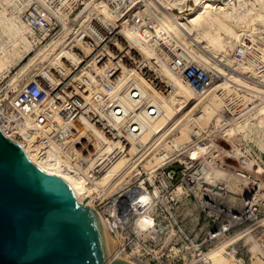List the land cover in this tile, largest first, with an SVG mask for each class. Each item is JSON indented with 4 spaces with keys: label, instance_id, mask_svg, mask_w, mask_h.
Segmentation results:
<instances>
[{
    "label": "bare ground",
    "instance_id": "bare-ground-1",
    "mask_svg": "<svg viewBox=\"0 0 264 264\" xmlns=\"http://www.w3.org/2000/svg\"><path fill=\"white\" fill-rule=\"evenodd\" d=\"M120 1L112 7H108L101 1L99 2L101 5L98 3L100 7L96 6L97 11L95 10L99 24L104 25L105 28L113 23L119 26L121 30H118L120 35L117 49L120 50L121 55L118 56H122L125 51L129 56L127 59L122 57L123 59L117 63L120 74L114 75L113 79L109 80L108 85L113 89L111 91L115 95H113L112 102L108 100V103L104 104L107 105L111 102L110 106H99L97 102L102 99L105 89L91 94L92 91L97 92L98 89L93 86L96 90L90 87L94 90L89 91L88 95L83 94L84 99L81 104L83 114L78 112L80 115L74 120H70V117L66 118L65 115L66 119H64L60 115H56V112L62 109L64 104L61 102L63 105L57 107L52 104L53 107H51L52 100H55L51 99V93L43 105L44 109L50 108L47 109V118L42 115L36 118L33 124L37 126L38 130L28 132L26 135L22 133L24 138L17 140L23 150L32 144L25 153L29 160L40 150L31 159V162L43 171L63 178L74 191L78 202L92 208H94L92 202L95 199L102 200L106 193L119 185L128 173L137 169L138 165H142L151 177L155 167L161 166L165 158L173 151L198 138L200 129L209 126L208 124L212 121L218 125L219 122L225 120L233 126L235 132L239 133L245 129H251L249 119L244 114L240 120H235L232 116L234 113L232 109L231 113H226V108L234 98H240L243 105L248 101L251 102V97L254 94L262 100L264 98V89L257 86V84H261L260 82L255 83L256 80L252 81L253 79L251 80L249 77L243 78L244 74L250 73L264 82V70H260V65H264V0H192L191 5H186L188 11L179 13L170 11L168 6L187 4V0H158L168 8L161 11L160 14L156 13L158 10L156 3L158 2L154 0H133L132 6L131 4L125 5L128 4L127 0ZM133 7L135 9L143 8V10L141 13H136L135 17L130 18L132 13L129 12ZM125 10H127L126 13ZM154 13L157 16V20L154 21L156 23L149 28L148 25L142 26L146 17L150 18ZM85 15L88 16L87 13ZM127 16L129 18L124 20ZM84 19L86 20V18ZM118 20L119 24H117ZM87 21L84 24H87ZM111 27L113 26L110 25ZM184 29H186L185 32ZM82 33L79 36L82 37ZM62 37L64 38L62 44L57 48L56 46L52 47L46 54H42L44 56L41 55L40 59H45L48 62V69L51 67L52 69L56 68V71L60 70L61 75H66L69 72L67 71L68 61L71 62L77 66V71L73 75L75 80L82 81L84 79H81L80 73L86 72L88 67L84 65L89 61L80 64L79 60L82 58L77 57V53L73 50V44L67 43L70 37L67 40L65 34ZM187 38L192 42L187 41ZM78 41L80 40L78 39ZM199 42L202 43V45H198L202 53L191 45ZM252 42H256L259 47L256 51L251 49ZM163 43L169 48L176 46L179 48L180 46L197 63L201 64L200 66L217 75L218 79L208 86V89L198 91L182 76L176 62H172V69L168 67L167 63L170 64L171 57L163 50ZM89 45L91 44L89 43ZM33 50L31 32L21 19L19 8L15 6L13 0H0V77L9 72L10 68L21 61L24 56L30 55ZM89 50L91 51V49ZM258 51L262 54L257 53ZM234 52H238L242 56L241 59H237ZM186 54L185 59L189 57ZM98 57L99 55H97ZM109 60L111 61V59ZM110 61L107 60L99 66L91 63L87 72L93 70L98 75L109 76L111 69L106 74L104 69L112 67ZM113 63L116 65V62L113 61ZM226 64L231 66V68L227 67V72L222 66H227ZM37 70H40V67ZM32 76H38L45 86L49 84L54 87L56 84V80H53L55 77L53 78L49 71L40 70L31 74L30 78ZM88 76L89 80L96 81L97 79L91 74ZM84 77L87 78V76ZM119 80L120 89L115 85ZM17 82L18 80H15L12 84L16 86V89L19 86ZM52 82H54L53 85ZM91 83L93 82L91 81ZM94 84L98 85L97 81ZM83 86L86 87L83 84L82 88H84ZM16 89H10V91L17 92ZM72 93L74 95V92ZM14 95L15 93L9 99V102H13V104ZM104 97L107 96L104 95ZM31 117H26L27 121L32 120ZM98 122H101V127L97 124ZM53 131L60 134L59 138L62 141L58 144L52 139ZM207 149L208 145L203 144L195 147L194 150L196 155L201 156ZM234 151L235 156L245 166H250L253 163L251 160L245 159L237 148ZM215 172L222 174V171L217 169ZM142 183L122 191L115 198L118 209L114 223L120 225L131 236L135 235L137 228L144 229V226L151 224L148 214L143 212L142 207L149 202L152 193H146ZM154 194L156 195V189L152 195ZM215 195L217 197L214 200L207 195L205 203L223 217L230 221L233 219V222L252 219L251 201L244 202L238 210H235L220 205L218 201L224 197L218 192H215ZM97 213L101 221L106 252L109 257L119 258L132 264H147L123 249H113L114 242L109 235L105 218L98 210ZM233 216L235 218H232ZM258 223L257 228L261 226V222ZM217 260L218 253H212L205 256V262L203 261L202 264H216ZM223 264L236 263L230 258H226Z\"/></svg>",
    "mask_w": 264,
    "mask_h": 264
},
{
    "label": "rangeland",
    "instance_id": "rangeland-1",
    "mask_svg": "<svg viewBox=\"0 0 264 264\" xmlns=\"http://www.w3.org/2000/svg\"><path fill=\"white\" fill-rule=\"evenodd\" d=\"M101 1L106 3L108 7H112L116 4V2H121L120 0H75L70 4L71 6L73 5L72 9H69L68 7V9H66L65 6L69 5L68 3L66 4L67 1L52 0V26L47 28L44 34L36 32L35 35L38 42L36 41L35 44L32 43L34 50L30 53V55L24 56L21 61L13 65L9 72L0 77V102L3 98V101H5L4 104H9L8 102L10 97L16 93L15 91H10V89H16V86L12 85L15 80H18L17 83L19 86L16 90L19 91L24 84L31 82L30 80L33 78L35 81L40 79L39 77L36 79L34 76H32L33 78L31 77V79V74L34 72H39L40 70H44L49 71V74H51L53 78H56L53 80H56L55 82L57 85L52 82V85L54 84L52 91L47 89L49 91V96L52 93L51 99H55L52 100L53 102H51V105L53 104L54 107H57L64 104L63 108L68 106L66 109L64 108V110H62L63 108L60 109L63 112L58 110L56 115L58 114L64 119L70 117V120H74L77 119L76 117H78V115L83 114V112H81V104L83 102L82 99H84L83 94L88 95L95 88H98L97 92L92 91L91 94L98 93L106 84V82H103L104 79L102 82L97 81L98 85L94 84L96 81L89 80L90 77L88 74L95 76L93 70H89V72L91 71L90 73L87 72V70L90 69V64L92 63L95 64V66H99L107 60L109 62V59H111L110 62L112 67L109 66L110 68L107 67V69H114L112 73H116L117 75L120 74V72H118L120 71V68L117 63L123 59L122 57H125V59L129 58L126 51L124 54H122V56H118L121 55L120 50L114 52L112 49L114 41L113 32L121 30L118 25L115 24V27L110 28L109 26L106 29H99L93 25L91 26V18L93 19L94 17L96 21L98 19L96 18V8L100 7L99 5L101 4L99 2ZM127 1L128 4L126 3L125 5L129 6L131 4L132 6L133 0ZM154 1L158 2L156 3L158 6V10L156 12L157 14L162 13L161 11H165L168 8L174 13L188 11V6L186 5L192 4V0H187V4L181 3L179 5L168 6L167 8L162 3H159L158 0ZM87 9H90L91 11ZM142 10L143 8H131L129 12L132 13L130 18L135 17L134 15L139 12L141 13ZM126 11L127 10H125V13ZM86 13L89 17L85 15ZM156 13L153 14L154 16L151 14V20L149 17H146V21L142 22V26L148 25L149 28L152 24H155L156 22L154 21L157 20ZM84 18H86V20ZM128 18L129 17L127 16L124 20ZM86 21L87 24H84ZM117 24H119V20ZM185 30L186 29H184V32ZM84 31H87V33L90 31V38L79 36L81 35V32ZM64 34L66 36V40L70 37L67 43L69 45L73 44V50L77 53V57L82 58L79 60L80 64L89 61V64L86 63L84 65L88 67L86 70L88 74L83 71L81 72L83 73L82 75L80 73L81 79H84L82 81L80 79L75 80L73 75L77 71V66H74L71 64V62L68 61L69 67L67 68V71L70 73L68 72L66 75H61V72H59L60 70L56 71V68L52 69L51 67L49 70L47 67L48 62L45 59H40V56L42 54H46V52L52 47L56 46L57 48L60 44H62L64 41L62 36ZM51 36L52 43H47V40ZM77 37L80 41H78ZM95 37H97L98 40L95 39ZM187 41L192 42L190 39ZM89 43L92 45V47L89 45ZM191 45L194 49L202 53L201 49L198 48V45H202L201 42L198 44L193 43ZM250 45H252V50L256 51L259 48L257 47L256 42H252ZM89 49H91V51ZM128 50L130 52L129 48ZM163 50L171 57L169 61L170 64L166 61L168 67L172 69V62H176L178 63L177 67L180 69L183 77L186 75V73L190 72L191 78L189 79L194 84H197V89L202 88V91H204L209 88L208 86L218 79L217 75H214L211 70L200 66L201 64L197 63V61L180 46L179 48L177 46L169 48L164 44ZM84 51L85 54H83ZM180 53L183 57L187 53L186 55L189 57L185 59V57L183 58ZM257 53L260 55L262 54L259 51ZM234 54L237 59H241L242 56L238 54V52H234ZM97 55H99V59L97 58ZM113 61L116 62V65L113 63ZM226 65L227 66H222H224L225 71H228L227 67L231 68V66L228 64ZM263 66L260 65V70H264ZM39 67L40 70H37ZM57 76L59 79H57ZM84 76H87V78ZM244 76L243 78L249 77L251 80L253 79L252 81L256 80L255 83L257 81L261 84L264 83L263 81L258 80L259 78L252 76L250 73L244 74ZM108 80H110V78ZM91 81L93 83H91ZM248 81L251 82L250 80ZM80 82L82 84H79ZM118 82H116L117 84L115 85H117L120 89V80ZM83 84L88 87L86 88L83 86L84 88H82ZM261 84H257V86L261 89H264V84ZM75 85L78 86L74 87ZM71 86L75 89H73ZM93 86H95V88ZM90 87L94 89H90ZM111 90L109 91L110 93H103L102 99H100L101 104L108 103V100L112 101V98L114 97L113 95H115V93H113ZM72 92H74V95ZM77 92L80 93L77 94ZM67 94H69L72 98L69 95L67 97ZM104 95L107 97H104ZM61 96L62 98H60ZM240 101V98H234L233 102L229 103V107L226 108V113H229L232 109L234 112L232 113V116H234L235 120H240L241 116L244 114L249 119V126H251V129L248 128L245 129V131L239 133L235 132L233 126L225 120L219 122L218 125L212 121V124L209 123V126L205 127L204 129H200V135H198V138H195L193 142L185 143L179 149L173 151L168 156L169 158H165L161 166L155 167L151 177L149 172L142 165H138L137 169L128 173L125 179L119 183V185H117L112 191L106 193L102 200L95 199L92 202L94 208L101 213L105 203L113 196L114 198L112 199L111 203L113 202L115 205H117L115 201L116 196L128 188H133L143 182V186L148 193H153V191L156 189L153 210L146 213V215L148 214L147 216L151 221V227L144 226V229L141 227L143 230L141 228L138 229V232H140V239L142 240V243L139 246L143 249L142 252L147 254V258L156 256L160 261H168L171 264H202L203 261L205 262V256L212 253H218V260L216 261V264H223L224 259L226 258H230L235 262V257L232 255V249H234L236 246H239L240 250L243 251L251 244H255L253 239L257 237H263V240L261 239L260 243L264 244V221L262 222V220H264V98L262 100L259 98V96H255L254 94L253 97H251V102L248 101L245 103L246 105H243V103ZM61 102H63V104ZM53 105L51 107H53ZM72 105L73 107H71ZM78 112L81 113L79 114ZM67 114L71 115L67 116ZM91 115L94 114L91 113ZM100 123L101 122H98L97 124L101 127ZM37 137L38 136H36V138ZM59 137L60 135L58 132H52V139L57 144L62 141ZM203 144L208 145L207 151L201 156L196 155L194 150L195 147L201 146ZM233 148H237L245 159H249L253 163L250 166H245L244 163L242 164V162L235 156V151ZM216 169L222 171V174H217L215 172ZM215 192L223 195L224 198L219 200L218 203L226 208L238 210L241 204L251 201L250 213L253 215L252 219H246V222H233L232 220H228V223L225 222V220H223L222 216L217 213V211H214L212 208L204 206L203 204V201L206 200L205 198L207 195L213 198V200L216 199L217 196L215 195ZM258 222H261V226L257 228V225H259ZM221 226L222 229H225L223 232L224 236H220L214 241L210 240L209 236L211 234L220 232ZM119 232L120 231H118V233ZM118 236L119 235L114 236V234L110 235L112 241L114 242L113 249H115L116 243L118 242ZM224 245H228L226 251L222 247ZM240 252L241 251H238L237 256H239Z\"/></svg>",
    "mask_w": 264,
    "mask_h": 264
},
{
    "label": "water",
    "instance_id": "water-1",
    "mask_svg": "<svg viewBox=\"0 0 264 264\" xmlns=\"http://www.w3.org/2000/svg\"><path fill=\"white\" fill-rule=\"evenodd\" d=\"M0 129V264H132L111 258L97 211Z\"/></svg>",
    "mask_w": 264,
    "mask_h": 264
},
{
    "label": "built area",
    "instance_id": "built-area-1",
    "mask_svg": "<svg viewBox=\"0 0 264 264\" xmlns=\"http://www.w3.org/2000/svg\"><path fill=\"white\" fill-rule=\"evenodd\" d=\"M75 0H67L66 3L71 4ZM16 7L19 8L20 16L23 22L29 27L31 32V42L35 44L37 41L35 32L44 34L46 29L52 26V0H13ZM69 9H72L73 5H67ZM67 8V9H68ZM91 25L98 27L99 29H106L110 25L115 27V23L107 25L105 28L104 25L99 24L93 17L91 19ZM89 33V32H88ZM87 31H84L82 33V37H88L90 38ZM119 35L120 33L118 31L113 32L114 41H113V48L114 51H118L117 49V42H119ZM48 42H52V36L47 40ZM178 64V63H177ZM110 69H105V74ZM95 77L97 78L96 81H105L106 84L103 87L105 89V92H109L111 90V87L109 84V78L113 79L115 73H112V70L109 74L98 75L96 72H93ZM36 79H38V76H34ZM184 77L196 88L198 87L197 84H194L189 78H191V73H186ZM102 78V79H101ZM31 82H27V84H24L22 88L17 91L13 97V102H8L9 104H4V99H1L0 102V129L4 132L6 136L13 139L18 143L19 140L24 138L25 135L28 132L38 130L37 126L33 124L36 118L39 116L46 117L47 109H50L49 107L43 108L44 102L46 99L49 98V91H52V86L47 85L45 86L40 80H30ZM49 91H48V90ZM109 89V90H108ZM197 89V88H196ZM103 90V89H102ZM198 91H202L201 89H197ZM113 91V89H112ZM112 102V101H111ZM111 102L109 104H101V101L99 103V106L102 105L108 107L110 106ZM32 117H31V116ZM26 117H31L32 120L26 119ZM26 123V124H25ZM37 128V129H36ZM60 135V134H59ZM18 140V141H17ZM19 144V143H18ZM143 184V183H142ZM166 186V185H165ZM168 187V186H167ZM165 187V188H167ZM127 188V187H125ZM168 189V188H167ZM121 193V192H120ZM146 193H148L146 191ZM153 194V193H152ZM151 195V199L149 202L144 204V207H142L143 212L148 213L151 210H153V205L155 202V194ZM116 196V195H115ZM114 198V196L105 203L103 206L101 213L103 214L106 225L109 229V235L114 234V236L119 235L118 242L116 243L115 248H120L129 253L130 255H134L138 257L140 260L145 261L147 264H171L170 262H162L160 261L156 256H153L152 258H147L146 255L142 251L143 249L139 246L142 243V240L140 239L139 235V228H137L135 235L131 236L128 234L127 231H125L120 225H116L115 218L117 215V209L118 207L111 201ZM206 199V198H205ZM204 206L209 207L205 200L203 201ZM99 205V204H98ZM96 210V209H95ZM97 211V210H96ZM221 215V214H220ZM222 216V215H221ZM223 220L225 222L228 221L227 218L223 217ZM232 218H235L234 216ZM233 220V219H231ZM228 223V222H227ZM223 224V223H222ZM230 224V223H229ZM228 225V224H227ZM147 227H151V224H147ZM228 227V226H227ZM226 227V229H227ZM118 231H120L118 233ZM225 229H220V232H217L215 234H211L209 236L210 240H216V238L220 236H224L223 232ZM123 235V236H122ZM215 238V239H214ZM263 240V237H257L253 239L255 244H251L247 249L240 250L239 246H236L233 250L232 255L235 257V263L236 264H264V244L260 243V240ZM228 245L222 246L224 250H227ZM229 249V248H228ZM231 251V250H230ZM238 251H241L239 256H237Z\"/></svg>",
    "mask_w": 264,
    "mask_h": 264
}]
</instances>
